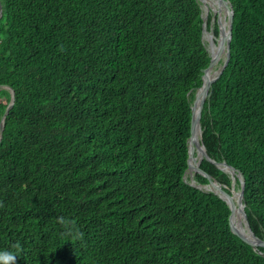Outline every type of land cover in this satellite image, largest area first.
I'll use <instances>...</instances> for the list:
<instances>
[{
  "label": "trees",
  "instance_id": "trees-1",
  "mask_svg": "<svg viewBox=\"0 0 264 264\" xmlns=\"http://www.w3.org/2000/svg\"><path fill=\"white\" fill-rule=\"evenodd\" d=\"M200 2L0 0V121L14 94L0 252L16 264H264V247L230 230L225 200L188 169L210 61L203 22L218 37ZM228 2L229 59L199 126L207 155L235 172L200 166L227 191L241 175L245 221L264 240V0Z\"/></svg>",
  "mask_w": 264,
  "mask_h": 264
},
{
  "label": "water",
  "instance_id": "water-1",
  "mask_svg": "<svg viewBox=\"0 0 264 264\" xmlns=\"http://www.w3.org/2000/svg\"><path fill=\"white\" fill-rule=\"evenodd\" d=\"M201 1V0H200ZM216 4H217V9L216 10H212L215 14L216 17V24H217V28H218V37L216 40V44L213 40V34L210 30V37L208 39V46H209V54H210V61L208 66L203 70V75H202V85L198 88L196 94H195V98L193 101V104L191 106V124H190V135L188 137V154H187V163H188V169L190 170V172H198L200 174H202L206 180H207V185H209L212 188V191L216 194L219 195L220 198H222L223 200H225V202L227 203L230 213L228 216V223H229V227L230 230L237 235L239 238H241L244 242H246L247 244H249L250 246H252L253 248H256L258 246H263L264 247V240H261L259 238H257L253 232L251 231V229L248 227V224L245 222V226L247 228V233L243 232L242 230H240L239 228H237L236 226H234L231 222L230 216L232 214V212L235 210L236 207L240 208L243 216L245 218V213L243 211V204H242V195H243V179L241 177V175L239 173L236 174L239 183H240V189L239 191H236L233 188H230V191H227L224 186H221L220 184L216 183L208 173H206L200 166V161L202 158H205L207 160H209L210 162L214 163L216 166H218L219 168H221L222 170H225L226 172H229L231 174V176L233 177V174L235 172L234 168L231 167L230 165H227L225 162L222 163H217L214 160H212L206 153L203 144H200L202 147V153L199 157L198 160H194L193 156H194V150L198 148V144H194L193 142V134H194V129L197 125H199V118L201 115V111L203 108V104L204 101L206 99L210 84L219 76L220 72L222 71V69L225 67V65L228 62L229 59V43H230V38H231V29H232V21H233V10L231 8V5L229 4L228 0H215ZM207 12L208 9H206L204 11V16H203V21L206 19L207 17ZM221 12H223V17L225 18V25H223L222 27L220 26V18H221ZM0 15H1V5H0ZM207 31L205 29V23L203 22L202 25V34H204V32ZM215 44L216 45V52L214 55H212L210 53V47L211 45ZM222 58V64L220 65V67L217 69V73L216 75L212 78V79H206L205 78V74L206 71L210 68H212L217 62L218 60H220ZM1 87V86H0ZM2 87L5 88H9L5 85H2ZM10 92H11V100L8 103L7 107L4 110V113L2 114L1 117V121H0V139H1V132H2V128H3V121L5 118V115L7 114V112L9 111L12 102H13V90L11 88H9ZM197 103V110H195V104ZM200 127V126H199ZM201 133V131H200Z\"/></svg>",
  "mask_w": 264,
  "mask_h": 264
},
{
  "label": "bare ground",
  "instance_id": "bare-ground-1",
  "mask_svg": "<svg viewBox=\"0 0 264 264\" xmlns=\"http://www.w3.org/2000/svg\"><path fill=\"white\" fill-rule=\"evenodd\" d=\"M201 2H203V4L205 5L206 8H207V6L210 3V5H212V7L215 10L217 9V4H216L215 0H201ZM221 21H222V23H220V26L222 27L224 25V19L223 20L221 19ZM206 35H207V33H206ZM216 50H217L216 49V45L215 44L211 45L210 53L212 55L215 54ZM216 73H217V69L210 68V69H208L206 71L205 78L210 80L216 75ZM195 110H197V103L195 104ZM192 139H193L194 144H198L199 145L198 148L194 150L196 152V154H194V156H193L194 160H198L200 155H201V153H202V147L199 144L200 143V127H199V125H197L195 127ZM209 188H211V187H209ZM231 217H232V219H231ZM230 219H231V222H232V224L234 226H236L237 228H239L243 232L247 233V228L243 224L244 216H243V213H242L240 208H238V207L235 208V210L232 212V214L230 216Z\"/></svg>",
  "mask_w": 264,
  "mask_h": 264
},
{
  "label": "rangeland",
  "instance_id": "rangeland-1",
  "mask_svg": "<svg viewBox=\"0 0 264 264\" xmlns=\"http://www.w3.org/2000/svg\"><path fill=\"white\" fill-rule=\"evenodd\" d=\"M201 3V5H202V8H203V10L205 11L206 9H208V10H210L212 13H214L212 10H215L213 7H212V5H210V3H209V5L207 6V8L205 7V5L203 4V2H200ZM215 15V14H214ZM221 19L223 20L224 19V25L226 26V24H225V18L223 17V12H221ZM206 33H207V35H206ZM211 36L210 35V31L208 32V31H205L204 32V34H203V39H204V41L206 42V46H207V48L209 49V46H208V39H209V37ZM220 60H222V58L220 59ZM219 61V60H218ZM220 67V64H219V62H217V64H215L212 68L213 69H218ZM199 144H201V143H199ZM188 175H189V173H188ZM205 186V187H204ZM203 187V189H207V190H212V188H209L210 186L209 185H203L202 186ZM245 218H244V220H243V224L245 225Z\"/></svg>",
  "mask_w": 264,
  "mask_h": 264
},
{
  "label": "clouds",
  "instance_id": "clouds-1",
  "mask_svg": "<svg viewBox=\"0 0 264 264\" xmlns=\"http://www.w3.org/2000/svg\"><path fill=\"white\" fill-rule=\"evenodd\" d=\"M18 254L12 251L0 252V264H16Z\"/></svg>",
  "mask_w": 264,
  "mask_h": 264
}]
</instances>
